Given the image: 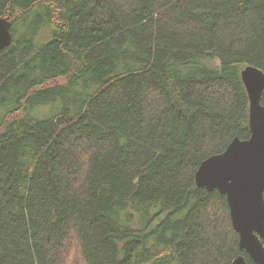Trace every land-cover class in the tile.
I'll use <instances>...</instances> for the list:
<instances>
[{
    "label": "trees",
    "instance_id": "obj_1",
    "mask_svg": "<svg viewBox=\"0 0 264 264\" xmlns=\"http://www.w3.org/2000/svg\"><path fill=\"white\" fill-rule=\"evenodd\" d=\"M1 17L0 264H256L195 176L251 136L264 0H0Z\"/></svg>",
    "mask_w": 264,
    "mask_h": 264
},
{
    "label": "water",
    "instance_id": "obj_2",
    "mask_svg": "<svg viewBox=\"0 0 264 264\" xmlns=\"http://www.w3.org/2000/svg\"><path fill=\"white\" fill-rule=\"evenodd\" d=\"M13 42L10 18H0V50ZM250 99L249 139L236 137L222 153L204 160L196 184L226 196L240 236V250L256 264H264V72L248 66L241 71ZM232 264H249L238 256Z\"/></svg>",
    "mask_w": 264,
    "mask_h": 264
},
{
    "label": "rangeland",
    "instance_id": "obj_3",
    "mask_svg": "<svg viewBox=\"0 0 264 264\" xmlns=\"http://www.w3.org/2000/svg\"><path fill=\"white\" fill-rule=\"evenodd\" d=\"M65 82V80H56V81H54V82H52V83H50V85H57V84H62V83H64ZM50 109L49 108H44V109H38V111H37V113L39 114V115H41V116H47V115H49L50 113Z\"/></svg>",
    "mask_w": 264,
    "mask_h": 264
}]
</instances>
